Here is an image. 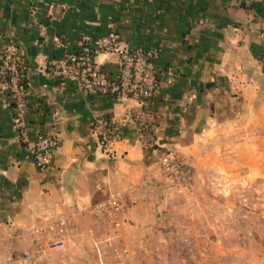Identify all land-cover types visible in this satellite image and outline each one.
Here are the masks:
<instances>
[{
    "label": "crops",
    "instance_id": "crops-1",
    "mask_svg": "<svg viewBox=\"0 0 264 264\" xmlns=\"http://www.w3.org/2000/svg\"><path fill=\"white\" fill-rule=\"evenodd\" d=\"M262 21L264 0H0V47L15 44L28 66L21 125L12 98L0 92V264H21L25 256L30 264L39 248L51 251L53 241L60 264H83L85 256L105 264L102 242L92 248L74 243L113 229L97 210L112 192L123 196L127 212L107 240H123L116 253L127 264H136L133 257L149 238L204 237V205L221 202L195 198L196 188L211 187L201 177L228 174L219 161L242 158L245 148L259 142L244 136L243 122L264 125ZM110 25L132 47L162 48L159 96L147 109L159 125L157 151L143 148L135 127H122L121 141L101 147L91 121L120 123L126 109L112 96L84 95L71 83L62 89L50 74V60L82 35L106 36ZM98 60L110 76L116 74L115 57ZM249 111L253 116L244 121ZM41 133L59 142L54 172L47 176L28 149ZM165 155L196 168L191 195L178 196L188 187L175 186L162 172ZM60 219L68 222L65 237L49 230ZM159 252L168 253L165 246Z\"/></svg>",
    "mask_w": 264,
    "mask_h": 264
},
{
    "label": "built area",
    "instance_id": "built-area-1",
    "mask_svg": "<svg viewBox=\"0 0 264 264\" xmlns=\"http://www.w3.org/2000/svg\"><path fill=\"white\" fill-rule=\"evenodd\" d=\"M110 32L100 38L82 35L74 45L67 47L66 52L49 61V71L53 78L65 89L68 83L84 95H109L114 97L125 109L120 123L107 118L94 119L90 123L92 134L104 149L122 140V127H135L140 132L142 146L146 151H157L160 148L158 138L159 125L147 117V109L159 96L160 79L157 63L162 55V48L132 47L122 40L115 27L110 25ZM260 32L264 35V21L260 23ZM43 36L45 34L43 33ZM115 57L117 70L110 76L105 70L99 56ZM27 62L20 49L10 42L0 47V92L10 95L16 111V122L21 125V118L27 108V89L24 86ZM24 134V133H23ZM59 145L58 140L45 133L37 135L28 144L35 165L42 175L54 172V155ZM161 170L175 186L187 188L194 175L190 165L172 155L159 159ZM100 214L106 215L111 224L118 228L127 212V204L119 192L109 195L107 204L97 208ZM59 237L68 232V222L60 219L49 229ZM53 245L59 243L51 242ZM102 256V251L97 248Z\"/></svg>",
    "mask_w": 264,
    "mask_h": 264
},
{
    "label": "rangeland",
    "instance_id": "rangeland-1",
    "mask_svg": "<svg viewBox=\"0 0 264 264\" xmlns=\"http://www.w3.org/2000/svg\"><path fill=\"white\" fill-rule=\"evenodd\" d=\"M252 116L251 111L246 112L247 118H244V121L250 120ZM243 123L241 127L244 128V136L252 135L257 137L259 142L254 141L253 149L245 148L242 158H226L219 161L228 165L229 173L204 174L201 178L211 187L204 185L194 191L195 198L217 199L221 202L220 205H204L209 216V220L206 218L207 221L203 224L206 229L204 237H173L170 242L167 239L164 241L149 238L146 246H143L146 249L137 250L134 255L136 264H264V125L251 126L249 123ZM255 146L259 150L258 157L255 155ZM239 163L242 164L241 171L236 173V164ZM187 164L192 167L194 178L188 190L178 193V196L191 195L198 180L196 168ZM189 190L191 191L187 193ZM111 226L114 230L110 228L107 233L81 239L74 244L92 248L95 241H100L105 250V264H127L126 258L116 253L117 249L124 246L123 240L117 239L116 243L113 242L114 239L112 242L107 240V235H113L115 232L116 235L118 232ZM131 241L137 242L138 238H132ZM48 246L51 251L46 254V248H39L30 264H60L62 255L52 252L58 246ZM162 246L166 247L168 253L159 252ZM85 257L88 259H84L83 264H91L92 257ZM97 258L94 255V263L98 262ZM26 259L27 256L23 257L21 264H27Z\"/></svg>",
    "mask_w": 264,
    "mask_h": 264
},
{
    "label": "trees",
    "instance_id": "trees-1",
    "mask_svg": "<svg viewBox=\"0 0 264 264\" xmlns=\"http://www.w3.org/2000/svg\"><path fill=\"white\" fill-rule=\"evenodd\" d=\"M24 86H25V88H26V81L24 82Z\"/></svg>",
    "mask_w": 264,
    "mask_h": 264
}]
</instances>
